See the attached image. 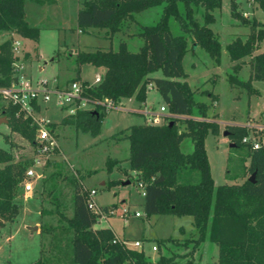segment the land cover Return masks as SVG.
I'll return each instance as SVG.
<instances>
[{
  "label": "rangeland",
  "instance_id": "obj_1",
  "mask_svg": "<svg viewBox=\"0 0 264 264\" xmlns=\"http://www.w3.org/2000/svg\"><path fill=\"white\" fill-rule=\"evenodd\" d=\"M220 1V5L211 10L213 20L208 23L220 41L219 60L200 44L193 45L191 35L182 29L179 19L171 14L168 19L170 33H184L188 42L180 71L170 75L162 67L153 69L149 73L152 80L147 83L145 101H139L134 96L114 101L115 107L106 110L98 133L92 134L71 124H61L59 121L65 111L52 101L42 105L36 115L57 123L55 132L60 152L47 160L42 170L43 176L33 179L32 191L20 190L16 198L20 204L18 214L0 227V264H30L38 258L41 248L43 264L71 262L68 240L71 230L60 213L67 217L72 215L75 190L72 177L77 178L83 187L96 189L93 200L97 205L113 206L114 213L100 215L95 225L111 226L127 246L143 251L150 261L148 264H162L160 256L171 257L168 264L216 263L218 246L214 242L204 239L193 249L195 241L191 238L196 236V228L190 214L147 215L144 212L143 187L136 180L127 160L129 140L125 133L128 130H120L145 120L142 113L145 104L155 112H159L160 106L164 105L166 110L162 114L183 116L182 113L171 112L168 106V100L178 101V96L168 88H165L164 94L161 87H167V83L172 80L185 79L194 90V99L207 103V117L219 123V134L208 132L204 138L214 183L240 181L243 178L244 164L249 160L245 156L246 148L242 144H230L224 131L228 130L229 125H243L247 128L245 136L259 140L264 149V79H252L250 83L254 90H249L230 83L227 78L231 72L243 79L248 78L250 73L247 62L249 55L231 60L227 52L229 41L235 36L245 38L249 32V26L232 13V1L234 9L248 19L254 16L264 21V11L257 0ZM78 3L79 0H55L42 4L25 0V18L30 25L39 27V39L35 41L16 32L0 29V43L8 37L12 42L14 39L19 40L20 48L14 52L18 57L14 62L15 76L29 79L33 84L42 79L61 84L70 79L94 83L96 74L102 75L105 67L85 62L77 72L76 51L110 46L116 49L121 41H125L126 48L137 50L143 43V38L135 33L139 25L156 22L163 7L160 3L135 12L134 18L127 20L122 29L108 36L104 27H88L86 30L77 27ZM191 5L194 17L202 23L204 6L200 3ZM177 9L181 14L184 13L183 0H177ZM263 50L264 37L254 53ZM156 51L161 53L158 46ZM239 61L240 67L234 71L232 65ZM210 93L215 94L216 99H212ZM3 104L6 101L0 98V117L3 116ZM183 126L178 121L179 129ZM5 134H8L9 142L5 141ZM0 146L10 148L15 158L31 157L33 149L28 140L10 131L3 119L0 120ZM180 148L184 152L192 150L190 137L183 138ZM108 157L119 160L116 164L118 167L113 165L109 172L106 167ZM36 168L39 170L38 166ZM111 179L118 181L108 186ZM123 207H128L131 213L137 210L141 216L131 214L124 222L121 215ZM134 240H138L140 245L135 246L132 243Z\"/></svg>",
  "mask_w": 264,
  "mask_h": 264
},
{
  "label": "trees",
  "instance_id": "obj_2",
  "mask_svg": "<svg viewBox=\"0 0 264 264\" xmlns=\"http://www.w3.org/2000/svg\"><path fill=\"white\" fill-rule=\"evenodd\" d=\"M37 3H53L55 0H33ZM25 0H0V29L39 39V27L30 25L25 18ZM183 14L177 9V0H79L76 23L80 30L88 27H104L108 36L123 28L133 14L150 6L162 3L159 19L151 24H140L137 35L143 43L137 50L125 47V41L113 49L95 48L77 50L75 54L76 71L85 62L104 66L101 79L88 85L85 94L92 100L105 97L114 101L121 97L134 96L145 101L147 83L152 80L149 73L162 67L166 73L174 75L181 69V60L188 49L184 33L171 34L168 19L171 14L181 22L182 29L192 37L193 45L200 44L216 60H219L220 41L217 34L208 25L213 20L211 10L219 6L220 0H183ZM192 3L204 6L203 22L194 17ZM264 11V0H257ZM233 14L249 26L245 38L235 36L227 44L231 60H239L249 55V77L240 78L236 73H229L228 80L254 90L252 79H264V50L254 53L264 37V21L252 17L245 18L233 7ZM160 48L161 53L156 51ZM26 56V54L24 55ZM17 53L12 50V40L7 38L0 43V86H8L14 80ZM240 61L233 64L237 71ZM71 80V79H70ZM83 83H89L84 80ZM161 87L171 89L178 101L168 100L171 112L183 116L162 114L161 122L144 121L121 129L129 140V167L136 180L143 185L142 206L149 214H190L196 228L195 249L201 241L209 239L218 246L215 264H264V149L260 144L253 147L251 140L244 141L247 128L243 125H229L228 137L235 146H245L244 164L240 181L215 184L210 172L204 138L208 132L219 134V123L206 114L207 103L194 99V90L184 79L167 83ZM212 99L216 95L210 93ZM38 109L39 107L35 105ZM1 113L7 118L10 131L19 133L32 145L37 124L32 117L25 115L20 108L10 102L1 106ZM105 107L96 104L93 109H78L73 114H64L61 124H71L82 131L96 134L99 131ZM195 114L199 115L194 116ZM178 121L184 126L178 127ZM56 122H49L55 128ZM4 139L9 142L8 134ZM190 137L193 148L184 152L180 142ZM29 156L15 158L10 148L0 146V227L12 221L19 212L20 204L16 198L21 193L26 179V169L31 164ZM118 159L108 157L106 167L109 172ZM125 172H127L125 170ZM254 172L253 180L248 173ZM130 174L129 172H127ZM249 174V175H250ZM75 184L73 193V212L70 217L61 214L66 220L72 260L65 264H148L150 261L143 251L127 246L123 239L115 235L109 226L96 227V212L87 206V188L72 177ZM43 181V180H42ZM118 180L111 179L108 186ZM101 206V205H100ZM107 205H102L105 208ZM42 209L40 210L41 213ZM44 229L41 228V232ZM163 240V239H161ZM160 240V241H161ZM43 249L38 258L30 264H43ZM162 264H168L171 257L159 258ZM183 264H190L183 263Z\"/></svg>",
  "mask_w": 264,
  "mask_h": 264
},
{
  "label": "built area",
  "instance_id": "obj_3",
  "mask_svg": "<svg viewBox=\"0 0 264 264\" xmlns=\"http://www.w3.org/2000/svg\"><path fill=\"white\" fill-rule=\"evenodd\" d=\"M12 50L18 51V41L12 42ZM15 64V63H14ZM101 74L97 73L95 82L101 79ZM8 86H0V98L5 100L6 103L10 102L17 105L25 115L32 117L33 121L37 124L35 129L34 140L32 144L31 164L26 169V179L23 184L24 192H30L33 189L32 181L34 178H41L43 176V167L51 156L60 152V147L57 142L55 128H51L49 120L40 118L36 115L43 104L49 101L54 102L60 109L65 111V114H73L78 109H93L96 104L105 107L106 110L115 107L114 100L105 97L103 100H92L85 94V89L92 83H83L81 80L71 79L63 84L49 83L48 80L42 79L35 84L29 79H20L15 76ZM37 105L39 108L35 107ZM166 110L164 105L160 106V111L155 112L150 108L143 111L147 121L152 123L161 122V115ZM244 141L251 140L253 147L260 145L259 140L250 139L246 136L243 137ZM39 167L37 170L36 167ZM139 184L143 187L142 183ZM96 189L91 187L87 190V206L94 212L100 215L113 214V206L107 205L105 208L97 205L93 200ZM144 193V191H143ZM141 216L139 211L131 213L128 207H123L121 215L124 222L128 220L129 215ZM118 239V237H117ZM125 242V241H124ZM135 246L140 245L138 240L132 241Z\"/></svg>",
  "mask_w": 264,
  "mask_h": 264
},
{
  "label": "crops",
  "instance_id": "obj_4",
  "mask_svg": "<svg viewBox=\"0 0 264 264\" xmlns=\"http://www.w3.org/2000/svg\"><path fill=\"white\" fill-rule=\"evenodd\" d=\"M78 5H79V3H78ZM78 5H77V8H78ZM76 11H77V10H76ZM28 23H29V22H28ZM14 41H18V50H19V48H20L19 40L14 39L13 42H14ZM37 53H38V52H37ZM38 54H39V53H38ZM59 84H61V83H59ZM149 107H151V106H149ZM149 107H147L146 104H145L144 110L147 109V108H149ZM40 110H41V109H40ZM144 110H143V111H144ZM142 113H143V112H142ZM143 114H144V113H143ZM144 116H145V114H144ZM144 121H147L146 116H145V120H144ZM144 121H142V122H144ZM139 123H141V122H139ZM116 167H118V166L116 165ZM103 183H105V182H103ZM101 206H102V205H101ZM93 227L96 228L97 226L94 224ZM102 227H103V226H102ZM109 227L112 228L111 226H109ZM112 229H113V228H112ZM113 231H114V230H113ZM114 233H115V232H114ZM115 235H116V234H115ZM116 236H117V235H116ZM117 237L119 238V236H117Z\"/></svg>",
  "mask_w": 264,
  "mask_h": 264
},
{
  "label": "water",
  "instance_id": "obj_5",
  "mask_svg": "<svg viewBox=\"0 0 264 264\" xmlns=\"http://www.w3.org/2000/svg\"><path fill=\"white\" fill-rule=\"evenodd\" d=\"M14 80H16V77H14ZM1 119H3V121H4L5 123L7 122V118H6L4 115L0 117V120H1ZM224 134L227 135V134H228V131L225 130V131H224ZM230 144H233V142H231ZM253 178H254V172H252V173L249 175V179H250V180H253Z\"/></svg>",
  "mask_w": 264,
  "mask_h": 264
}]
</instances>
